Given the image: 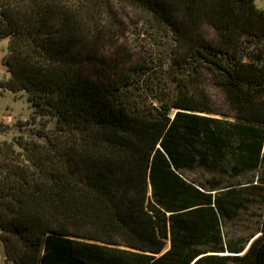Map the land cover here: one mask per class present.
Masks as SVG:
<instances>
[{
  "label": "trees",
  "instance_id": "1",
  "mask_svg": "<svg viewBox=\"0 0 264 264\" xmlns=\"http://www.w3.org/2000/svg\"><path fill=\"white\" fill-rule=\"evenodd\" d=\"M257 1L0 0L10 73L2 87L25 92L36 115L56 121L51 135L0 142L9 261L264 264V217L247 250L224 233L264 200V187L248 180L264 166ZM124 10L155 41L170 42L175 88L154 83L148 64L125 52ZM201 68L215 74L232 120L212 116L208 95L193 92Z\"/></svg>",
  "mask_w": 264,
  "mask_h": 264
},
{
  "label": "rangeland",
  "instance_id": "2",
  "mask_svg": "<svg viewBox=\"0 0 264 264\" xmlns=\"http://www.w3.org/2000/svg\"><path fill=\"white\" fill-rule=\"evenodd\" d=\"M257 6L260 9H264V0H258ZM122 17L125 22L122 39L125 52H128L133 59L148 64V67L151 68L150 76L152 80H154L157 74L156 78L158 79H155L154 83L175 88L176 83L172 81V77L175 74L170 55L172 50L170 42L155 41L150 35L144 33L145 27L141 22L139 23V18L135 15L134 11L124 10ZM204 31L208 38L217 37L216 31L211 25H207ZM8 45L9 40L0 37V142L4 140L11 141L19 135L34 139L39 131L51 135L56 127L54 118L36 115L35 109L25 92L15 93L2 87L3 83L10 79V73L4 64V59L8 53ZM107 57L111 60L114 59L112 53H107ZM179 77L182 78V75ZM160 78L162 80L159 82ZM187 78L192 80L193 77L189 76ZM194 78H197V81L193 82V92L197 93L198 97H200L201 92L208 95L212 107L216 112V115L212 116L232 120V108L226 99L224 91L217 85L215 74L207 68H201L197 74H194ZM145 101H147V105H150V103L157 104L151 101L149 95L145 98ZM172 113L174 114L175 111L173 110ZM42 140L44 141V139ZM189 176L195 180L210 178L203 172H191ZM248 180L252 181L250 185L258 183L264 187V183H262V180H264V166L248 176ZM242 181H244V178L240 179L239 182ZM255 200L247 205L246 208H243L235 220L224 227L226 240L230 239L237 243L246 242V250L258 236L264 217V200L260 197H256ZM0 264H14L7 259L4 244L1 240Z\"/></svg>",
  "mask_w": 264,
  "mask_h": 264
},
{
  "label": "water",
  "instance_id": "3",
  "mask_svg": "<svg viewBox=\"0 0 264 264\" xmlns=\"http://www.w3.org/2000/svg\"><path fill=\"white\" fill-rule=\"evenodd\" d=\"M228 255V254H227Z\"/></svg>",
  "mask_w": 264,
  "mask_h": 264
}]
</instances>
